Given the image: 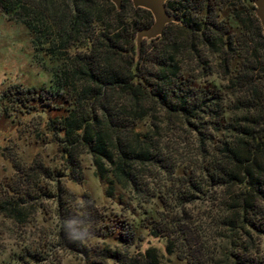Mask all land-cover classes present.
Wrapping results in <instances>:
<instances>
[{
    "label": "trees",
    "instance_id": "1",
    "mask_svg": "<svg viewBox=\"0 0 264 264\" xmlns=\"http://www.w3.org/2000/svg\"><path fill=\"white\" fill-rule=\"evenodd\" d=\"M254 1L167 0L178 22L138 55L137 31L153 16L131 0L120 10L110 0H0L54 62L49 88L3 92L6 111L52 113L72 170L91 155L97 176L138 202L141 219L113 228L88 203L59 202L67 231L86 222L93 236L118 240L78 248L92 264H163L156 247L139 248L138 229L187 264H264V33ZM198 196L209 207L195 215Z\"/></svg>",
    "mask_w": 264,
    "mask_h": 264
},
{
    "label": "rangeland",
    "instance_id": "2",
    "mask_svg": "<svg viewBox=\"0 0 264 264\" xmlns=\"http://www.w3.org/2000/svg\"><path fill=\"white\" fill-rule=\"evenodd\" d=\"M52 66L45 52L36 49L29 29L0 10V264H92L81 247L120 246L114 237L102 235L86 244L73 242L76 249L71 248L59 202L70 211L76 203H88L86 209L111 228L123 218L137 222L142 217L133 195L112 184L110 175L97 176L91 155H80L72 170L58 140L62 135L49 129L52 113L6 111L4 91L12 86L49 88ZM199 197L188 204L195 215L209 207L207 198ZM80 227L92 228L86 222ZM137 234L143 239L139 248L156 247L163 264H187L168 251L165 239L144 229Z\"/></svg>",
    "mask_w": 264,
    "mask_h": 264
},
{
    "label": "water",
    "instance_id": "3",
    "mask_svg": "<svg viewBox=\"0 0 264 264\" xmlns=\"http://www.w3.org/2000/svg\"><path fill=\"white\" fill-rule=\"evenodd\" d=\"M120 10L124 0H110ZM134 8L148 10L153 16V23L148 27L140 28L136 35V51L140 54L143 41H151L164 34L166 26L172 22H178L175 15L171 14L166 6L167 0H131ZM255 14L259 19L264 33V0H255Z\"/></svg>",
    "mask_w": 264,
    "mask_h": 264
},
{
    "label": "clouds",
    "instance_id": "4",
    "mask_svg": "<svg viewBox=\"0 0 264 264\" xmlns=\"http://www.w3.org/2000/svg\"><path fill=\"white\" fill-rule=\"evenodd\" d=\"M62 229L69 240L78 244H86L93 239V233L89 227H78L75 231H67L63 227Z\"/></svg>",
    "mask_w": 264,
    "mask_h": 264
}]
</instances>
